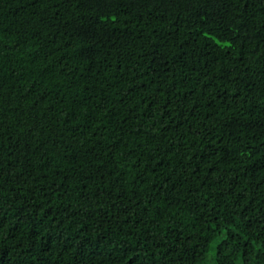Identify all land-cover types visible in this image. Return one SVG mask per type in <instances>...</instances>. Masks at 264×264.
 <instances>
[{
    "label": "trees",
    "instance_id": "16d2710c",
    "mask_svg": "<svg viewBox=\"0 0 264 264\" xmlns=\"http://www.w3.org/2000/svg\"><path fill=\"white\" fill-rule=\"evenodd\" d=\"M0 264H264V0H0Z\"/></svg>",
    "mask_w": 264,
    "mask_h": 264
}]
</instances>
